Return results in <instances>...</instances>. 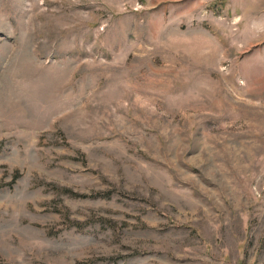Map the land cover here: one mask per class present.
<instances>
[{"label":"rangeland","instance_id":"374dc122","mask_svg":"<svg viewBox=\"0 0 264 264\" xmlns=\"http://www.w3.org/2000/svg\"><path fill=\"white\" fill-rule=\"evenodd\" d=\"M0 264H264V0H0Z\"/></svg>","mask_w":264,"mask_h":264},{"label":"trees","instance_id":"16d2710c","mask_svg":"<svg viewBox=\"0 0 264 264\" xmlns=\"http://www.w3.org/2000/svg\"><path fill=\"white\" fill-rule=\"evenodd\" d=\"M16 174H17V173H16ZM16 177H17V175H15V176H14V178H16ZM76 226H77V227H80V226H81V224H79V223H76Z\"/></svg>","mask_w":264,"mask_h":264}]
</instances>
